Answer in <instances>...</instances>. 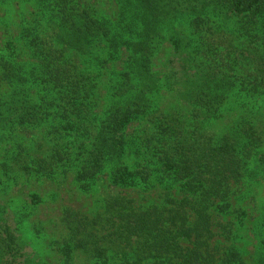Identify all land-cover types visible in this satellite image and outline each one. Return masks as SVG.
<instances>
[{"label":"trees","instance_id":"1","mask_svg":"<svg viewBox=\"0 0 264 264\" xmlns=\"http://www.w3.org/2000/svg\"><path fill=\"white\" fill-rule=\"evenodd\" d=\"M29 1L35 17L21 33L29 62L0 57V82L9 89L0 96V130L49 125L53 146L36 160L38 172L74 166L84 192L102 177L132 188L149 186L156 175L183 194L146 210L114 196L93 221L67 209L64 264L76 250L93 264H246L230 224L220 226L227 244L210 241L212 213L230 215L232 186L243 177H264V133L248 118L219 137L202 125L219 117L232 93L254 104L247 113L264 96V0H115V22L83 0ZM165 48L169 57L158 70L155 58ZM102 54L111 62L123 57V68L94 125L95 83L75 61ZM160 89L190 108V123L158 113ZM144 118L153 130L140 139L142 151L129 128ZM182 238L191 247H182ZM260 242L264 264V237Z\"/></svg>","mask_w":264,"mask_h":264},{"label":"rangeland","instance_id":"2","mask_svg":"<svg viewBox=\"0 0 264 264\" xmlns=\"http://www.w3.org/2000/svg\"><path fill=\"white\" fill-rule=\"evenodd\" d=\"M83 1L90 4L99 17L110 22L117 20L118 6L115 0ZM34 17L35 10L29 0H0V57L13 56L14 63L27 65L30 55L25 49L21 33L23 27ZM169 53V48L160 50L155 58L156 69L162 68ZM122 59L123 57H119L118 61H106L102 54L97 61H75L79 70L91 77L95 83L90 118L94 120V125L99 123L111 104L112 87L123 68L120 66ZM8 92L7 85L0 82V96L3 97ZM241 94L232 93L219 117L202 125L205 133L219 137L241 118L250 119L264 133V96L247 113L246 106L254 104L246 105V98ZM242 96L246 102L242 101ZM154 101L158 113L169 112L180 124L190 123V108L178 102L165 89L158 91ZM50 128L49 125H43L31 129L0 130V264H64L60 248L71 233L64 221L67 209L93 221L105 216L106 200L114 196L132 201L133 206L139 210L162 206L166 196L176 200L183 197L180 187L176 184H165L156 175L149 186L132 188L113 187L109 178L102 177L88 192H84L76 181L74 166L59 165L47 175L39 173L36 160L53 146L48 137ZM152 130L151 124L145 118L139 120L129 128V140L134 139L133 144L145 151L140 145V139L144 138V132ZM65 139L60 142L62 147L66 144ZM261 150H264V145ZM230 203V215L220 217L217 213H212L210 241L220 245L227 244L220 226L230 224L233 232L232 243L245 263L261 264L264 177L257 181L243 177L232 186ZM100 222L99 220L98 223ZM112 230L102 234L106 235ZM190 242L186 238L180 240L184 248L191 247ZM115 263L119 264L117 260ZM72 264L93 262L85 252L76 250L73 252Z\"/></svg>","mask_w":264,"mask_h":264}]
</instances>
